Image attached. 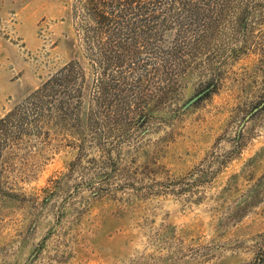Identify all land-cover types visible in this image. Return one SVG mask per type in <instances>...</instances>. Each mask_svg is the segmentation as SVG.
<instances>
[{
  "label": "rangeland",
  "instance_id": "374dc122",
  "mask_svg": "<svg viewBox=\"0 0 264 264\" xmlns=\"http://www.w3.org/2000/svg\"><path fill=\"white\" fill-rule=\"evenodd\" d=\"M85 1L0 0V264H264V0Z\"/></svg>",
  "mask_w": 264,
  "mask_h": 264
},
{
  "label": "trees",
  "instance_id": "16d2710c",
  "mask_svg": "<svg viewBox=\"0 0 264 264\" xmlns=\"http://www.w3.org/2000/svg\"><path fill=\"white\" fill-rule=\"evenodd\" d=\"M110 2H106L105 0H86L82 7L85 10V12L92 17L93 20H97L100 23H106V21H109L107 16H110L111 14V8L110 7H117V6H122V7H130L133 4L134 0H109ZM164 0H144V7L145 6H153L156 7L157 4H160ZM173 4H179L182 7H188L189 3L188 0H169ZM122 2V4H120ZM187 11V10H186ZM189 14L191 15H199L197 12H193L192 10H188ZM153 11L150 10L148 12L149 15H152ZM151 19H154V17H150ZM236 52V51H233ZM215 87V83L210 84L209 87H207L205 90L208 89L200 98L205 97L208 95L209 92L213 91V88ZM204 90V91H205ZM203 92V91H202ZM11 114H8L5 118L9 120L11 118ZM4 123V119L0 121V124Z\"/></svg>",
  "mask_w": 264,
  "mask_h": 264
},
{
  "label": "water",
  "instance_id": "95a60500",
  "mask_svg": "<svg viewBox=\"0 0 264 264\" xmlns=\"http://www.w3.org/2000/svg\"><path fill=\"white\" fill-rule=\"evenodd\" d=\"M207 90L199 93L197 96H195L193 99H191L184 107H188L189 105H191L192 103H194L197 99H199Z\"/></svg>",
  "mask_w": 264,
  "mask_h": 264
}]
</instances>
